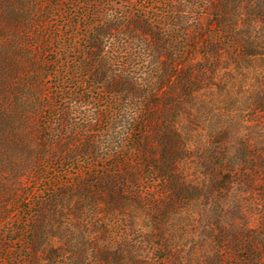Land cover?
<instances>
[{
	"label": "rangeland",
	"instance_id": "374dc122",
	"mask_svg": "<svg viewBox=\"0 0 264 264\" xmlns=\"http://www.w3.org/2000/svg\"><path fill=\"white\" fill-rule=\"evenodd\" d=\"M52 1L0 0V264H264V0H114L135 82L87 65L82 111H112L95 149L26 138Z\"/></svg>",
	"mask_w": 264,
	"mask_h": 264
},
{
	"label": "trees",
	"instance_id": "16d2710c",
	"mask_svg": "<svg viewBox=\"0 0 264 264\" xmlns=\"http://www.w3.org/2000/svg\"><path fill=\"white\" fill-rule=\"evenodd\" d=\"M114 0H53L46 16L39 20L36 38L39 66L30 77L33 84L22 87L21 101L27 108L45 113L42 121L29 123L26 138L32 144L43 146L53 143L61 136L81 130L89 134L94 149L98 146L94 130L108 127L112 122V111L106 104L95 108L93 116L82 111L87 96L92 89L85 85L86 67L94 66L89 75L92 84L103 82L106 86L116 80L123 83L135 82L124 71L113 68L115 57L122 55L126 61L134 57L127 44L111 33L120 24L124 11L115 7ZM126 12V11H125ZM121 13V14H120ZM161 11L138 10L139 18L152 17L157 20L156 27L161 32ZM110 40L106 47L105 40ZM31 49L23 46L21 56L27 57ZM86 52L88 56L86 57ZM34 93L36 99L30 100ZM93 98V96H92ZM32 124V125H31ZM35 124V125H34ZM40 155V150L35 152Z\"/></svg>",
	"mask_w": 264,
	"mask_h": 264
}]
</instances>
